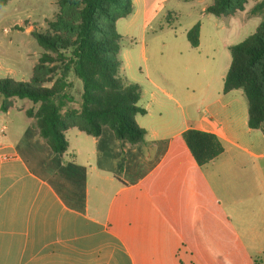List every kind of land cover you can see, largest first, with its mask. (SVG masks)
<instances>
[{
    "label": "crops",
    "instance_id": "obj_1",
    "mask_svg": "<svg viewBox=\"0 0 264 264\" xmlns=\"http://www.w3.org/2000/svg\"><path fill=\"white\" fill-rule=\"evenodd\" d=\"M23 42L32 75L41 48ZM165 58L141 72L138 144L72 128L61 156L26 115L32 101L4 111L0 97V264H264V124L249 126L242 88L212 87L194 59L177 76ZM189 129L223 152L198 165Z\"/></svg>",
    "mask_w": 264,
    "mask_h": 264
},
{
    "label": "trees",
    "instance_id": "obj_2",
    "mask_svg": "<svg viewBox=\"0 0 264 264\" xmlns=\"http://www.w3.org/2000/svg\"><path fill=\"white\" fill-rule=\"evenodd\" d=\"M9 1L0 0V7ZM248 1L213 0L206 12L229 17L243 11ZM263 8L264 0L252 11ZM133 10V0H57V12L45 32L31 33L42 49L31 78L0 79L1 109L8 110L14 97L32 101L36 107L27 109L26 115L61 156L69 150L66 132L72 128L94 137L108 129L119 141L144 142L146 130L136 119L147 113L139 105L141 87L119 78L123 37L116 23ZM200 31L198 23L188 32L195 48ZM230 51L223 92L242 88L249 104V126L260 128L264 124V17L255 32ZM183 139L198 165L209 163L224 150L221 140L210 132L189 129Z\"/></svg>",
    "mask_w": 264,
    "mask_h": 264
},
{
    "label": "rangeland",
    "instance_id": "obj_3",
    "mask_svg": "<svg viewBox=\"0 0 264 264\" xmlns=\"http://www.w3.org/2000/svg\"><path fill=\"white\" fill-rule=\"evenodd\" d=\"M260 1L249 0L243 11L229 17H217L206 12L213 0H146L148 26L143 30L144 4L143 0H136L133 12L117 23L123 37L119 78L125 81L127 76L134 75L141 87V79L145 77L141 72H145L147 66L152 68V55H156L166 57L167 71L177 76L178 71L187 72L184 66L188 67L194 59L206 70L200 76L212 87L222 88L232 59L230 47L253 34L263 20L264 8L252 11ZM56 12L57 0H18L14 5L0 7V79L28 81L31 78V72L25 67L28 62L23 41L40 48L31 33H44ZM198 23L201 26L200 44L195 48L188 39V32ZM144 45L148 60L144 58ZM29 52L39 59L42 49ZM180 60L185 63H178ZM165 84L169 85L168 82ZM77 87L80 89L78 82ZM17 101L22 103L19 98ZM26 101L31 103L29 99ZM139 105L141 107V101ZM138 119L141 123V115Z\"/></svg>",
    "mask_w": 264,
    "mask_h": 264
}]
</instances>
